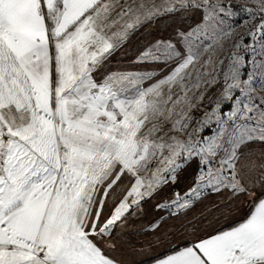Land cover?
I'll use <instances>...</instances> for the list:
<instances>
[{
	"label": "snow or ice",
	"instance_id": "1",
	"mask_svg": "<svg viewBox=\"0 0 264 264\" xmlns=\"http://www.w3.org/2000/svg\"><path fill=\"white\" fill-rule=\"evenodd\" d=\"M137 256L264 264V0H0V264Z\"/></svg>",
	"mask_w": 264,
	"mask_h": 264
},
{
	"label": "crops",
	"instance_id": "2",
	"mask_svg": "<svg viewBox=\"0 0 264 264\" xmlns=\"http://www.w3.org/2000/svg\"><path fill=\"white\" fill-rule=\"evenodd\" d=\"M167 23H168V21H166L164 24H162L161 28L165 27ZM169 23H172V22L169 21ZM146 42H147V34H145V37H142L140 40L134 42L133 45L127 49L126 53L121 52L119 59L121 61H126L129 57V55H134L135 49H137L139 47H143V44ZM208 208L210 210L211 205H209ZM139 227H140L139 224H137L135 226H129L128 228L124 229V231L125 232H133L135 229H138ZM147 239H149V238L148 237H142L139 232H136V243H137V245L144 243ZM136 260H138V261L143 260V261H145V264H150V262L145 257L137 256Z\"/></svg>",
	"mask_w": 264,
	"mask_h": 264
},
{
	"label": "rangeland",
	"instance_id": "3",
	"mask_svg": "<svg viewBox=\"0 0 264 264\" xmlns=\"http://www.w3.org/2000/svg\"><path fill=\"white\" fill-rule=\"evenodd\" d=\"M167 24H170V23H169V21H168V23H167ZM167 24H166V25H167ZM151 31L155 32V29H152ZM135 53H136V49H135ZM135 53H134V54H135ZM131 56H133V55H129V57H128V58H130Z\"/></svg>",
	"mask_w": 264,
	"mask_h": 264
}]
</instances>
